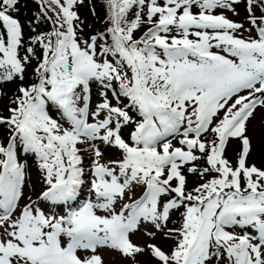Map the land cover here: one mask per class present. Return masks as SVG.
Returning <instances> with one entry per match:
<instances>
[{
	"label": "snow or ice",
	"instance_id": "obj_1",
	"mask_svg": "<svg viewBox=\"0 0 264 264\" xmlns=\"http://www.w3.org/2000/svg\"><path fill=\"white\" fill-rule=\"evenodd\" d=\"M38 2L52 27L25 45L23 26L11 14L19 12V0H0V83L21 81L9 115H0L10 132L7 144L0 143V264H104L100 248L132 259L147 252L158 264H208L225 254L228 264H264V168L247 163L253 136L264 150V0H244L247 23L257 32L247 39L237 35L243 23L214 14L219 8L239 15L241 0H106L110 26L88 37L80 35L84 21L72 10L84 0ZM133 7L139 10L129 21ZM145 23L150 26L134 38ZM32 59L36 82L25 86ZM93 82L101 88L94 110ZM121 97L128 104L120 106ZM49 105L69 127L49 115ZM177 135L179 146L169 139ZM230 138L240 144L235 165L223 156ZM100 143L119 158L101 163ZM80 144L93 157L87 182ZM18 148L38 158L45 185L39 199L50 205L49 214L35 202L20 208L26 165ZM185 169L203 182L188 190ZM86 183L95 200L75 208ZM134 186L143 193L120 203ZM61 206L63 215L52 212ZM180 208V228L168 229L171 212ZM141 223L152 225L146 235L153 239L157 232L174 239L171 250L134 244L130 235ZM231 226L256 235L237 236L225 230Z\"/></svg>",
	"mask_w": 264,
	"mask_h": 264
},
{
	"label": "rangeland",
	"instance_id": "obj_2",
	"mask_svg": "<svg viewBox=\"0 0 264 264\" xmlns=\"http://www.w3.org/2000/svg\"><path fill=\"white\" fill-rule=\"evenodd\" d=\"M160 3H163V0H160ZM236 7H237V11H238L239 15H234L230 11L222 10L219 8L215 10L214 14H220L221 12H223V14L226 17H228L229 19L243 23L244 24V30H241L239 33H237V35L242 36L245 39H247L249 37L254 38L253 34L256 32V30H255V28H252V26L247 23V13L245 11L244 0H241V3L239 5H237ZM133 9H136V12L139 10L137 7H133ZM72 10H74L78 13L80 20L84 21V25L87 26V24L89 23V19L85 20V3L83 2L82 4L75 5ZM146 11H147V9L145 7L143 9V12L146 13ZM192 11L194 13H198L199 9L194 7L192 9ZM14 14H16V13H14ZM256 15L259 16L258 14H256ZM15 17L19 19V17L17 15ZM84 25H83V27H85ZM149 26L150 25L145 23V24H142L140 26L141 27L140 29L146 31V29ZM249 29H251V31H248ZM80 35H82L84 37H88V35H86L84 33H80ZM23 37H24V34H23ZM190 38L195 39V37H190ZM24 43H25V45L27 44V38H25V37H24ZM21 49H20V54H22ZM212 51L218 52L219 50L213 48ZM28 85H30V84H26L25 86H28ZM18 87L16 88V90H14L13 97L16 95H19V93L17 91ZM98 93H100V92H98ZM108 98L115 105V100H114L113 96H108ZM100 99H101L100 95L92 97L91 105H90L92 110L95 109V106L98 102H100ZM51 117L53 119L58 120L60 123H62L64 127H69L67 122L61 119L60 114L58 115V112H56V114H54V116H51ZM257 117H259V111L257 112ZM101 118H103V115L101 116ZM89 122H92L91 116H89ZM132 127L133 126H129L125 129H123V135H124L125 139H127L128 134L131 131ZM7 138H8V134L7 135H0V143H3L6 145L7 141H8ZM169 139H171L173 145L179 146V144H178V141L180 139L179 135H177L174 139L171 137ZM208 139L209 140L213 139V136L210 134L208 136ZM234 140L235 139L230 138L227 141L226 149L223 152V156L225 158H227L233 165L236 164L237 153L240 149L239 142L237 140H235V142H233ZM253 142H255L260 147L259 140L256 136H253ZM233 143H234V148H233ZM77 147L82 150L81 154L84 156V160H83V167L85 168L84 179L87 182V181H90L92 179V176H91L90 171H89V166L91 165L93 157H90L88 152L83 151V149L85 147H87L86 145L80 144V145H77ZM232 148H233V151H232ZM230 153H231V155H230ZM119 156H120L119 151H118V153H114V154L107 152L106 154H104V156H102L100 158V162L101 163H107L109 160L118 159ZM197 163H198V166H201V167L205 166L204 160H200ZM247 163L250 165L255 164L257 167L264 168V150H262L260 147V152L251 153L250 157L248 158ZM37 169L38 170L34 172V170H29L26 168V182H25V188H24L25 194H24V198L20 201V208L21 209L23 208V206L25 204L30 203V202H35L33 204L34 207L37 206V204L39 206H41L40 203H45V202H41L39 199L42 191L45 188V185L43 184V181L41 179L42 174L39 171V167ZM185 175L187 176V188H188V190H191L197 184L203 182V180L200 178L199 175H190L187 173L186 169H185ZM208 178L209 177H204L205 180ZM143 190H144L143 186H134L132 191H128L126 193V196L124 197L123 201H120V203L130 202L131 199L138 198L143 193ZM37 193L40 194L39 197H36ZM89 193H90V186L86 183L84 185L82 191H81V198H80L79 202L77 204H75L73 207L78 208V206H80L81 203L84 202V200L86 201L90 198L95 200L94 194H92L90 196ZM36 199L39 201H37ZM118 207H119V203L117 204V208ZM43 210L45 211L46 214H49V207H47L46 210L45 209H43ZM97 211H98V214H104L100 210H97ZM52 212H55L56 215H63L66 212V208H65V210H60V211H56L55 208H52ZM183 212H184V209L180 213L182 214ZM18 213H19V209L17 210V214ZM181 214H180V221H179L176 229L180 228V226L182 224V215ZM146 230L147 231H153L154 229L152 228V225H150V224L141 223L139 231H135L130 235L131 241L134 244L141 245V246L147 245L149 243H153V244L160 246L166 252H169L171 250V248L174 246V244H175L174 239H172V240L165 239L163 233H160V232H157L155 235V238L153 239L152 237L146 235ZM225 230L230 232V233H233L237 236L243 235L245 232H249L252 235H256V233L253 229L247 228V227H242V226H231V227H227ZM165 231H167V229H165ZM212 251H213V249H212ZM98 253L103 257L104 264H158V262L156 260L152 259L148 255L147 252L144 254L137 255L135 257V259H132L129 257H124L119 252L113 251V250L108 249V248H100V249H98ZM79 254L83 257L84 255H88L90 253H86V252L81 251ZM208 264H228L227 256L225 257L224 260H221V258L217 259L215 256H212L209 259Z\"/></svg>",
	"mask_w": 264,
	"mask_h": 264
},
{
	"label": "trees",
	"instance_id": "obj_3",
	"mask_svg": "<svg viewBox=\"0 0 264 264\" xmlns=\"http://www.w3.org/2000/svg\"><path fill=\"white\" fill-rule=\"evenodd\" d=\"M85 3V20L89 19V23L87 26L83 27V32L84 34H95L98 32H104L107 27L110 26L109 21H108V8L106 4V0H84ZM19 8V12H15L19 18L20 22L23 26V34L24 37L27 38V44L29 41V37L39 33V32H46L51 29V24L49 20H46L42 18L41 15V4L38 2V0H19V3L17 5ZM94 9V13H93ZM257 14H261L259 11V8L256 9ZM49 13V15H48ZM47 16L52 17V11L48 10L47 11ZM129 18V15H127V19ZM35 29V31H33ZM2 30V29H1ZM141 32V29H137L134 32V37H137V33ZM3 32V30H2ZM109 42H111V38L109 37ZM26 44V45H27ZM36 48V55L39 57L41 55V49L39 46H34ZM22 55L25 54V49L22 48ZM112 59V58H111ZM38 63L37 59H32L31 63L27 65L26 71L24 73V80L23 84H32L36 82V75L34 73V69ZM130 75V73H129ZM21 81L19 79L13 80L11 82H6V83H0V115L7 116L9 115L8 113V108L10 106V102L13 99V93L14 90L18 86H20ZM91 87V94L92 96L96 95L97 92L100 91V86L96 83L93 82L90 85ZM114 87L116 85L114 84ZM110 91V90H109ZM121 105L124 106L128 104V101L126 98L121 97ZM49 110H51V107H48ZM129 114L133 116L134 118H139L138 113L129 108ZM8 127L7 125H0V135H5L8 132ZM18 150H20L18 148ZM19 157L23 160V162L26 163L27 168L29 170H34L37 171V166L35 163L38 162V158L35 156L34 153L31 152H23L21 151V154ZM170 197H165L164 199H169ZM182 208L179 210H173L170 214V219L167 222V227L168 229L176 228L177 223L179 222L180 218V211Z\"/></svg>",
	"mask_w": 264,
	"mask_h": 264
},
{
	"label": "bare ground",
	"instance_id": "obj_4",
	"mask_svg": "<svg viewBox=\"0 0 264 264\" xmlns=\"http://www.w3.org/2000/svg\"><path fill=\"white\" fill-rule=\"evenodd\" d=\"M233 142H235V140L233 141ZM101 145H100V148H101V150H102V152H103V156H104V154H106L107 152H109V153H118V150H116V149H114V148H107V149H105V147H104V145L102 144V143H100ZM233 148H234V143H233ZM233 148H232V151H233ZM257 152H260V147L255 143V142H253V150H252V152L251 153H257ZM230 155H231V153H230Z\"/></svg>",
	"mask_w": 264,
	"mask_h": 264
}]
</instances>
